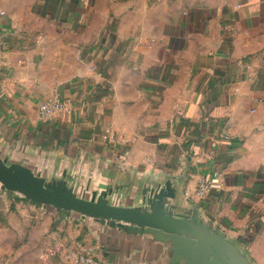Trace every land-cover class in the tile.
<instances>
[{
    "label": "crops",
    "instance_id": "obj_1",
    "mask_svg": "<svg viewBox=\"0 0 264 264\" xmlns=\"http://www.w3.org/2000/svg\"><path fill=\"white\" fill-rule=\"evenodd\" d=\"M0 11L9 162L82 189L175 176L183 207L264 264V0H0ZM55 92L67 107L44 121ZM215 170L221 186L197 197ZM164 249L0 189V264H158Z\"/></svg>",
    "mask_w": 264,
    "mask_h": 264
},
{
    "label": "water",
    "instance_id": "obj_2",
    "mask_svg": "<svg viewBox=\"0 0 264 264\" xmlns=\"http://www.w3.org/2000/svg\"><path fill=\"white\" fill-rule=\"evenodd\" d=\"M0 189L49 205L57 213L71 212L128 235H144L165 249L158 264H254L238 245L207 222L194 207L180 204L175 176L83 189L65 172L48 178L20 162H9L0 150ZM134 192L127 204L123 197ZM87 194L88 196H86Z\"/></svg>",
    "mask_w": 264,
    "mask_h": 264
},
{
    "label": "built area",
    "instance_id": "obj_3",
    "mask_svg": "<svg viewBox=\"0 0 264 264\" xmlns=\"http://www.w3.org/2000/svg\"><path fill=\"white\" fill-rule=\"evenodd\" d=\"M5 11H0V16H2ZM93 68V66H91ZM68 104V100L63 98L59 93L55 92L47 99L42 101L38 106V114L40 119L47 121L53 118L56 114L63 111ZM221 172L215 170L212 175L208 178L203 177L198 180V183L195 188V194L199 198L206 197L211 190L217 189L221 186L220 182ZM65 248L64 244H55L50 247L49 252H58L63 251ZM80 264H94L92 257L90 256H80L77 258Z\"/></svg>",
    "mask_w": 264,
    "mask_h": 264
}]
</instances>
